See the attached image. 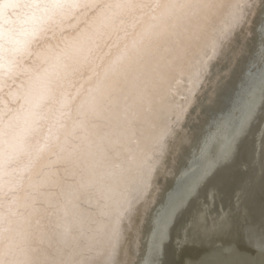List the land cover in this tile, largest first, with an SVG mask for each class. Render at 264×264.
Returning a JSON list of instances; mask_svg holds the SVG:
<instances>
[{"label": "snow or ice", "instance_id": "6c2138e0", "mask_svg": "<svg viewBox=\"0 0 264 264\" xmlns=\"http://www.w3.org/2000/svg\"><path fill=\"white\" fill-rule=\"evenodd\" d=\"M256 18L264 42V0H0V264H135ZM223 233L203 264H264V204Z\"/></svg>", "mask_w": 264, "mask_h": 264}, {"label": "bare ground", "instance_id": "6f19581e", "mask_svg": "<svg viewBox=\"0 0 264 264\" xmlns=\"http://www.w3.org/2000/svg\"><path fill=\"white\" fill-rule=\"evenodd\" d=\"M258 24L256 18L245 30L247 55L227 88L205 107L206 146L193 142L160 176L143 239L128 257L135 264L152 255L158 264H203L229 238L226 223L243 224L264 204V42ZM243 255L255 257L250 249Z\"/></svg>", "mask_w": 264, "mask_h": 264}]
</instances>
